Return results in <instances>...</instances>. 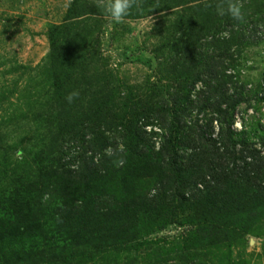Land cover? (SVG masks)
<instances>
[{
	"label": "trees",
	"instance_id": "obj_1",
	"mask_svg": "<svg viewBox=\"0 0 264 264\" xmlns=\"http://www.w3.org/2000/svg\"><path fill=\"white\" fill-rule=\"evenodd\" d=\"M156 2L147 10L142 3L126 18L179 7L169 28L182 33L185 45L179 56H158L157 79L145 85L116 79L97 57L99 49L86 56L99 23L83 19L76 32L73 22L103 16L98 0H73L67 18L73 21L48 30L50 114L41 125L40 149H24L32 155L29 165L14 180L13 172L6 174L12 182L3 190L6 198L0 195V264L30 255V264L36 255L47 264L68 262L66 246L82 263L88 249L132 254L144 246L152 250V264L167 255L190 264L193 250L260 229L264 125L255 118L233 127L237 107L257 109L224 62L233 65L232 48L239 56L264 39V0H241L242 22L216 13L218 0ZM220 31L228 34L218 38ZM89 65L96 66L90 73ZM72 91L79 96L69 103ZM254 136L261 140L257 147Z\"/></svg>",
	"mask_w": 264,
	"mask_h": 264
},
{
	"label": "rangeland",
	"instance_id": "obj_2",
	"mask_svg": "<svg viewBox=\"0 0 264 264\" xmlns=\"http://www.w3.org/2000/svg\"><path fill=\"white\" fill-rule=\"evenodd\" d=\"M72 3L73 0H0L1 198H6L2 194L3 190L9 189L16 173L21 175L23 172L21 169L30 163L32 155L24 149L32 151L40 149L39 141L43 135L41 125L50 114L47 106L52 103L49 74L50 45L47 33L52 26L67 25L73 21V18L67 19L75 9ZM142 3L147 10L153 9L157 2L142 0ZM178 8L151 14H146L145 11L136 18H125L122 23H113L106 15L88 14L87 18L84 16L77 18L72 28L77 32L76 26L82 28L84 23L80 25L76 22L88 18L92 25L94 21L99 23L85 49L88 51L86 56L99 49L97 57L106 59V66L112 70L116 79L145 85L147 81L154 82L157 79L153 77V71L156 72L158 68L157 57L169 56L170 59L174 54L179 56L180 48L185 45L182 33L169 28L170 23L182 12ZM215 12L217 13L216 10ZM261 29L264 31V28ZM224 33L228 34L224 31L218 32V38L226 37ZM210 38L203 37L201 41ZM160 46L163 49L159 51ZM231 52L234 63L230 65L228 59L224 62L226 72L235 74L234 79L244 87V97L257 109L254 111L250 107L245 112V104L237 107L233 127L239 130L243 121L248 125L255 118L257 120L261 118L264 125V39L247 44L241 49L239 56L234 48ZM94 68L96 66L89 65L86 72L88 70L90 73ZM199 86L200 83L197 82L195 90ZM191 95H194V89ZM198 115L201 120L202 114ZM213 124L216 126V122ZM253 141L257 147L261 140L254 136ZM23 151L26 152L25 155ZM7 172L10 174L13 172L12 180L6 175ZM176 231L173 229L162 232L159 236H170ZM64 251L68 262L56 260L54 264H152V250L145 249L144 246L132 254H128L124 249L104 246L98 249L100 255H93V251L88 249L87 257L84 259L86 263L71 259L69 254L76 251L69 246H66ZM193 251L194 255H191L190 259L193 261L190 264H264V221L256 233H247L244 239L233 238L230 243ZM176 253L178 252H172L170 256ZM31 256L16 264H30ZM176 259L171 260L167 255L166 261L160 264H185ZM36 261L32 264H47L43 259H39L38 255Z\"/></svg>",
	"mask_w": 264,
	"mask_h": 264
},
{
	"label": "clouds",
	"instance_id": "obj_3",
	"mask_svg": "<svg viewBox=\"0 0 264 264\" xmlns=\"http://www.w3.org/2000/svg\"><path fill=\"white\" fill-rule=\"evenodd\" d=\"M142 0H98L97 6L113 23H122L134 8H140ZM219 15H229L236 21H243L241 0H218L216 5ZM79 92L72 91L65 97L69 103L78 98ZM154 194V193H153Z\"/></svg>",
	"mask_w": 264,
	"mask_h": 264
}]
</instances>
